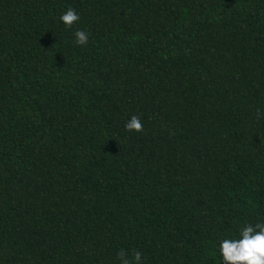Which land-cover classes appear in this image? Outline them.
Returning a JSON list of instances; mask_svg holds the SVG:
<instances>
[{"label":"trees","instance_id":"1","mask_svg":"<svg viewBox=\"0 0 264 264\" xmlns=\"http://www.w3.org/2000/svg\"><path fill=\"white\" fill-rule=\"evenodd\" d=\"M257 221L264 0H0V264H220Z\"/></svg>","mask_w":264,"mask_h":264},{"label":"clouds","instance_id":"2","mask_svg":"<svg viewBox=\"0 0 264 264\" xmlns=\"http://www.w3.org/2000/svg\"><path fill=\"white\" fill-rule=\"evenodd\" d=\"M58 20L64 28L71 29L80 20V15L68 7ZM72 36L77 46L86 45L89 39L88 33L79 28ZM123 127L126 132L142 131V123L136 115L130 116ZM215 247L220 264H264V221L245 224L236 233L219 238ZM117 260L119 264H143L141 253L136 250L131 256L124 250L119 251Z\"/></svg>","mask_w":264,"mask_h":264}]
</instances>
